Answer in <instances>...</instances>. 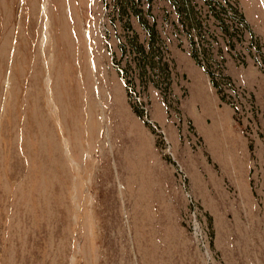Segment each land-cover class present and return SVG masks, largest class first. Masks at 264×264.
<instances>
[{
    "label": "rangeland",
    "instance_id": "rangeland-1",
    "mask_svg": "<svg viewBox=\"0 0 264 264\" xmlns=\"http://www.w3.org/2000/svg\"><path fill=\"white\" fill-rule=\"evenodd\" d=\"M249 33L260 0H0V264H264Z\"/></svg>",
    "mask_w": 264,
    "mask_h": 264
},
{
    "label": "built area",
    "instance_id": "built-area-1",
    "mask_svg": "<svg viewBox=\"0 0 264 264\" xmlns=\"http://www.w3.org/2000/svg\"><path fill=\"white\" fill-rule=\"evenodd\" d=\"M233 33L238 34L237 36L240 38L244 34V23L241 18V14H236V11L238 10V7L233 1ZM246 43L250 46L248 48L249 51L252 52L253 59L256 61V66L264 73V41H262L260 38L257 36L250 35L249 33V38ZM239 57L241 60H244L247 57V53H239ZM221 70L218 68L216 71L211 72V78L210 80L218 84V90L222 91L223 86L220 85L221 81ZM232 97H233V102L237 103H242L243 101H248L250 99V96H248L242 88L237 86L233 82V89H232ZM190 220H191V225H192V231L195 235L196 240L198 243L205 248V243L203 240V237L201 233L199 232L196 224H195V213L192 211L190 214Z\"/></svg>",
    "mask_w": 264,
    "mask_h": 264
},
{
    "label": "bare ground",
    "instance_id": "bare-ground-1",
    "mask_svg": "<svg viewBox=\"0 0 264 264\" xmlns=\"http://www.w3.org/2000/svg\"><path fill=\"white\" fill-rule=\"evenodd\" d=\"M260 2H261L262 7H263V9H264V0H260ZM47 22H48V21H47ZM45 23H46V22H45ZM51 105H52V104H51ZM53 106H54V105H53ZM53 106H52V107H53ZM54 108H55V107H54ZM54 108H53V109H54ZM53 111H54V110H53ZM55 111H56V110H55ZM29 112H30V111H29ZM56 114H57V111H56Z\"/></svg>",
    "mask_w": 264,
    "mask_h": 264
},
{
    "label": "crops",
    "instance_id": "crops-1",
    "mask_svg": "<svg viewBox=\"0 0 264 264\" xmlns=\"http://www.w3.org/2000/svg\"><path fill=\"white\" fill-rule=\"evenodd\" d=\"M179 57V56H178ZM192 60V59H191Z\"/></svg>",
    "mask_w": 264,
    "mask_h": 264
}]
</instances>
